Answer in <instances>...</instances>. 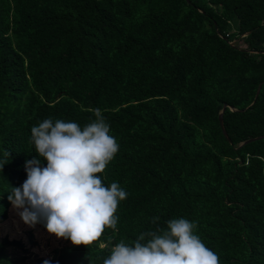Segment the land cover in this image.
Wrapping results in <instances>:
<instances>
[{
	"label": "trees",
	"instance_id": "1",
	"mask_svg": "<svg viewBox=\"0 0 264 264\" xmlns=\"http://www.w3.org/2000/svg\"><path fill=\"white\" fill-rule=\"evenodd\" d=\"M96 108L119 144L97 175L128 193L117 228L34 264H103L179 218L219 264H264V138L240 146L264 136V0H0V224L32 126H84ZM7 247L24 242L0 241V264H20Z\"/></svg>",
	"mask_w": 264,
	"mask_h": 264
},
{
	"label": "clouds",
	"instance_id": "2",
	"mask_svg": "<svg viewBox=\"0 0 264 264\" xmlns=\"http://www.w3.org/2000/svg\"><path fill=\"white\" fill-rule=\"evenodd\" d=\"M93 114L84 126L52 118L32 126L36 156L24 165L27 179L10 188L7 197L25 225L42 224L48 234L73 246L92 244L105 228L116 230L118 204L128 196L118 183L106 187L97 175L114 158L119 144L102 110L93 109ZM9 155L3 152L0 172ZM196 228V222L170 219L166 230L146 231L131 244L116 243L103 264H219L218 256L195 234Z\"/></svg>",
	"mask_w": 264,
	"mask_h": 264
},
{
	"label": "rangeland",
	"instance_id": "3",
	"mask_svg": "<svg viewBox=\"0 0 264 264\" xmlns=\"http://www.w3.org/2000/svg\"><path fill=\"white\" fill-rule=\"evenodd\" d=\"M30 235L34 245H30ZM5 236L8 239H20L26 245L27 252H22L14 247L5 249L7 255L13 260L20 261V264H34L37 256L50 258L54 248L71 244L69 240L57 239L54 235L48 234L42 224L38 223L33 227L25 225L20 220L17 210L13 209L12 206L8 210L7 220L0 224V241Z\"/></svg>",
	"mask_w": 264,
	"mask_h": 264
},
{
	"label": "water",
	"instance_id": "4",
	"mask_svg": "<svg viewBox=\"0 0 264 264\" xmlns=\"http://www.w3.org/2000/svg\"><path fill=\"white\" fill-rule=\"evenodd\" d=\"M233 44H234V42H230V43H229L230 46H233ZM260 87H261V84H259V86H258V89H257V93H256V95H258V93H259V91H260ZM226 107H227V105L224 104V105H223V108H222V110H221V112L219 113V116H218L219 126H220L221 131H222V133H223V135H224L225 137H227V136H226V132H225L224 127H223L222 114H223L224 110L226 109ZM229 109H230V110H233V108H231V107H229ZM262 138H264V136H260V137H257V138L249 139V140L243 142L242 144H240V146H242V145H244V144H247V143H250V142H253V141L258 140V139H262Z\"/></svg>",
	"mask_w": 264,
	"mask_h": 264
}]
</instances>
